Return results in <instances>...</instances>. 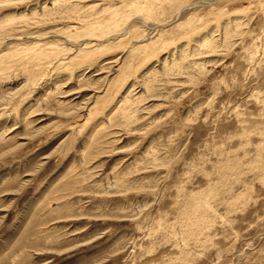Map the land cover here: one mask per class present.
Returning <instances> with one entry per match:
<instances>
[{"label":"rangeland","instance_id":"rangeland-1","mask_svg":"<svg viewBox=\"0 0 264 264\" xmlns=\"http://www.w3.org/2000/svg\"><path fill=\"white\" fill-rule=\"evenodd\" d=\"M0 264H264V0H0Z\"/></svg>","mask_w":264,"mask_h":264}]
</instances>
